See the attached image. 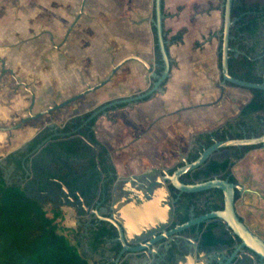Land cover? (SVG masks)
Returning a JSON list of instances; mask_svg holds the SVG:
<instances>
[{
    "label": "crops",
    "instance_id": "1",
    "mask_svg": "<svg viewBox=\"0 0 264 264\" xmlns=\"http://www.w3.org/2000/svg\"><path fill=\"white\" fill-rule=\"evenodd\" d=\"M161 1L167 39L184 29L181 41H167L170 68L162 91L147 100L110 110L95 122V137L109 150L115 171L121 176L150 167L174 166L179 155L188 151L193 135L210 131L234 117L251 97L246 89L225 84L219 97L217 49L224 0ZM79 2L0 0V126L26 115L30 95L18 81L33 93L32 112H36L99 81L123 56L136 53L153 62L152 0H84L82 16L56 49L46 36L33 37L35 16L52 14V19L41 18L43 28L58 29L53 41H59ZM145 75L143 82L140 64L128 62L101 90L76 100L73 112L61 117L62 111L54 116L66 119L102 101L144 90L141 85L148 86L150 82L149 75ZM32 121L36 124L12 130L10 139L15 138L18 144L24 137L29 138L47 121V116ZM3 135L0 132V141L6 137ZM119 148L123 156L115 157ZM261 156L264 160V147L252 149L231 168L243 187L258 192L241 194L235 202L250 228L253 196L264 200V162L253 164ZM253 169L258 174L255 177ZM61 209L62 224L75 228L73 210ZM88 260L94 263L93 255Z\"/></svg>",
    "mask_w": 264,
    "mask_h": 264
},
{
    "label": "flooded vegetation",
    "instance_id": "2",
    "mask_svg": "<svg viewBox=\"0 0 264 264\" xmlns=\"http://www.w3.org/2000/svg\"><path fill=\"white\" fill-rule=\"evenodd\" d=\"M78 10L79 6L76 13L72 16L68 26L63 30V32H61V37L57 42H54L53 40L54 36L58 34V29L43 28L45 22L42 23L41 20V18L45 16L46 19H52V14H42L35 16L33 22V37L39 35L46 36L52 47L56 49L58 44L67 38L68 33L72 30L76 21L82 16L83 8L79 15ZM253 42L256 44V47L259 51L263 49L262 53L264 54V19L260 21L256 35L252 39V43ZM151 63L153 64V71L155 72L154 69L156 63L154 60V52L153 62ZM140 66L144 72V76L141 77V80L144 82L146 79L145 74L148 73L141 64ZM149 80L150 82L147 88L144 90L138 89L134 93L123 97L135 95L145 91L152 85L154 81V79L150 76ZM17 84L23 86V88L28 91L30 95V101L32 96L34 100L33 93L27 89V85L24 82L18 81ZM30 92L32 93V96ZM123 97L113 98L101 102L87 111H91L92 113L103 104ZM136 102L139 101L137 100ZM54 103L58 102L52 101L50 104L43 106L41 109ZM126 104L129 105L130 103ZM112 106H117V104ZM107 108L104 112H99L101 113L100 115H98L99 113L97 114L98 116L96 117L92 126L94 135L95 122L97 118L103 114L105 115L110 110L120 107H115L109 110H107ZM58 110L53 112L60 113ZM25 116L15 119L8 126L18 124ZM45 116H47V121L43 125H40L32 136L29 138L24 137L20 143L14 145L4 153H0V169L3 172V177L5 179L12 181L18 180V184L23 189V191L26 192L31 199L36 200L42 206H49V208H71L77 218V225L82 223V227L84 229L82 232V236H84L83 243L87 249L89 243L94 242L93 231L97 230L102 223L107 222L98 220L93 215H91L90 219H87L84 215L82 203L79 200L83 199L86 205L92 201H94V203L99 202L98 208L100 209L102 215L107 216L110 213L111 186L118 175L116 173L115 179L111 182L108 202L103 204V199L105 197L104 185L107 180V176L103 172L102 166L99 163L98 149L94 145L90 144L86 139H84L81 134L76 133V131L85 125L86 122L91 118L87 120V117L76 128L63 130L62 128L64 123L71 116L66 119H58L53 115ZM27 122L29 121L22 123L19 128L14 130L22 129L25 124H27ZM44 128H47L49 133L33 148L28 149L31 139L39 134ZM190 147L191 143L188 151L184 154L185 158H187ZM13 152H24V158L21 162V169H17L14 163L9 161L7 158L8 155ZM108 154L111 158V153L109 150ZM240 159L234 161L232 158V152L228 147L224 151L221 149L215 156L211 157L203 165V167L195 169L191 174H189V183H193L194 181L201 182L204 180H209L214 174H217V177L220 178V176L228 169H230V172L233 175L231 168ZM232 162L233 164L231 165ZM212 163L217 164V166L215 167V170L207 174V170H209L210 164ZM224 163L225 166L223 167L222 165ZM234 178L236 182L232 183L241 184L235 176ZM243 189L245 190L243 193H239L235 190V202L241 194H258L257 191L254 192L252 189L250 191L247 187H243ZM189 193H194V195L188 199L185 197L181 198L182 203L188 205L185 218L183 213L184 210L176 203L181 193L178 194L177 192L175 197L172 196L175 199L173 204V218L167 229L181 224L191 217H198L210 211L220 210L223 207V195L221 190L217 188H209L206 190ZM236 193H238V197H235ZM235 202L234 208L239 219L245 224L252 234L257 235L264 241V233L250 228L243 216L237 211ZM217 203H222V207L213 208L212 206ZM195 210L200 211L195 213ZM80 220H83V222ZM114 239L115 238L112 237L104 238V242L100 244L98 250L93 253V264H264L256 254L252 253L247 248L242 247L240 245V239L232 232L227 231L224 228L223 223L216 219H208L205 222L199 223L198 225L190 226L179 232L177 235L172 236L171 240L169 238L160 240L156 245V254L151 257L146 255L145 250H142L138 255H129L127 252H123L118 257L120 247L117 251H113L111 249L113 243L115 242ZM213 257L215 261L211 260Z\"/></svg>",
    "mask_w": 264,
    "mask_h": 264
},
{
    "label": "trees",
    "instance_id": "3",
    "mask_svg": "<svg viewBox=\"0 0 264 264\" xmlns=\"http://www.w3.org/2000/svg\"><path fill=\"white\" fill-rule=\"evenodd\" d=\"M230 16L233 19V24L229 29L228 40V46L231 48L228 52L227 61L229 75L245 81L264 82L263 49L259 51L256 44L252 43L260 21L264 19V0H232ZM150 29L153 36V52L156 63L154 70L155 73L159 74L162 70V61L156 44L153 23H151ZM162 32L163 39L166 41L165 49L167 51V41L171 43L181 41L184 29L178 30L169 39H167L164 29H162ZM218 42L217 58L220 70L221 36H219ZM236 51H238V54H235ZM163 83L164 81L161 83V86ZM225 85L239 87L229 82H225ZM244 89L249 91L251 97L242 105L234 117L225 120L221 125L210 131L199 132L193 135L191 147L186 158L187 161L194 160L204 148L214 141L226 138L258 136L264 132V90L254 88ZM150 96H146L138 101L147 100ZM125 105L127 104L119 103L117 106L108 107L107 110ZM90 113L91 111H85L71 116L66 120L62 129L70 130L76 128ZM98 115L87 121L76 133L81 134L84 139L98 149L99 163L107 176L104 185V204L109 200V190L111 182L116 177V171L107 148L96 139L92 130V126ZM48 133L49 130L44 128L31 139L28 149L33 148ZM259 147H261V144L230 146L228 148L232 152L233 160L236 161L249 150ZM23 155L24 152H13L7 158L14 163L17 169H21ZM180 165H182V162L176 163L168 169V172L171 173ZM216 166L217 164L215 163L210 164L207 174L215 170ZM222 166L224 167L225 163ZM220 178L227 179L229 182H236L230 169L226 170ZM179 179L183 183H189V173L182 174ZM169 189L171 195L175 197L177 195L176 190L172 186H169ZM193 195L194 193H181L176 201L184 210V218L186 217L188 205L182 203L181 198L185 197L188 199ZM235 197H238V193L235 194ZM212 207L220 208L222 207V203L214 204ZM199 211L195 210L194 212L198 213ZM62 220L63 212L60 208L51 207L48 213L40 203L28 198L24 194L23 189L18 184V180L5 179L0 169V264H89V257L98 250L99 245L104 242V238H115L117 236L116 229L112 225L102 223L97 230L93 231L94 242L89 243L86 249L83 243L84 236H82V232L84 229L82 223L72 230L65 227L62 224ZM80 221L83 222V220ZM67 231L70 233L71 239L65 233ZM119 247V242L115 241L111 249L117 251Z\"/></svg>",
    "mask_w": 264,
    "mask_h": 264
},
{
    "label": "water",
    "instance_id": "4",
    "mask_svg": "<svg viewBox=\"0 0 264 264\" xmlns=\"http://www.w3.org/2000/svg\"><path fill=\"white\" fill-rule=\"evenodd\" d=\"M232 0H224L223 14H222V28L220 31V85L219 97L223 93V85L225 82L232 83L242 88H254L264 90V82H250L232 77L228 73L227 61L228 52L231 48L228 46L229 29L233 24V19L230 16ZM84 0H80L78 15L83 8ZM153 17L150 19L155 28L156 44L160 53L162 61V70L159 74L153 71V64L138 54H128L123 56L118 61L111 64L109 70L103 78L94 84L86 85L80 91L68 96L64 100L32 112L33 96L31 94V101L26 108V116L16 125L0 126V131L8 132L19 128L22 123L30 120H37L42 116L49 115L51 112L60 108H64L68 104L80 99L81 97L99 90L105 86L116 72L126 63L135 61L140 63L154 79L152 85L145 91L123 97L120 99L111 100L96 110H94L89 117L97 115L99 112H104L109 106L118 103H133L155 92H161V83L168 77L170 61L167 51L165 49L166 41L163 39L162 26V7L161 0H152ZM238 54V51L235 52ZM261 144L264 147V132L258 136L243 137V138H226L212 142L209 146L204 148L199 155L192 161H187L185 155H179V161L182 165L176 167L171 173L168 172L167 167H150L144 169L138 174H128L126 176L118 175L112 183L110 195V213L107 216L102 215L98 208L99 202H90L88 205L83 199H80L82 207L84 208V215L87 219L91 215L98 220L105 221L112 225L117 232L115 241L119 242L120 249L118 257L127 252L129 255H138L142 250H145L148 257L154 256L156 253V245L160 240L177 235L179 232L208 219H216L223 223L227 231L235 234L241 241L240 245L247 248L252 253L256 254L264 263V241L257 235L252 234L245 224L239 219L234 208V192L243 193V185L235 184L221 179L214 174L209 180L194 181L193 183L185 184L180 181V176L184 173L191 174L195 169L203 167V165L213 156H215L221 149L224 151L230 146H245ZM228 166V165H227ZM169 186H172L177 192H197L209 188H217L221 190L223 195V207L220 210L210 211L198 217H191L187 221L175 225L167 229L173 218L174 201ZM250 190V189H249ZM251 191V190H250ZM256 192V190H252ZM30 198V196L24 192ZM94 203V205H93ZM211 260L215 261L214 257ZM199 264V263H197Z\"/></svg>",
    "mask_w": 264,
    "mask_h": 264
},
{
    "label": "rangeland",
    "instance_id": "5",
    "mask_svg": "<svg viewBox=\"0 0 264 264\" xmlns=\"http://www.w3.org/2000/svg\"><path fill=\"white\" fill-rule=\"evenodd\" d=\"M96 83V82H95ZM142 84V83H141ZM86 85H84L83 86V88L85 87ZM141 86H143V88L142 89H144V88H146L147 86L146 85H141ZM99 90H101V89H99ZM98 91V90H97ZM97 91H94V92H91L90 94L91 95H93L94 93H96ZM103 102V101H102ZM75 105H76V101H74V102H72V103H70V104H68L67 106H65L64 108H61L60 110H58V111H60V112H62L63 111V113H61L60 114V116L61 117H64V115L65 114H69V113H71V112H73V109H71L72 108V106H74L75 107ZM98 105V104H97ZM56 114V112H51L49 115H55ZM40 120V118L39 119H37V121H39ZM30 124H36L34 121H32V120H30L29 122H27V124H25L26 126H28V127H30L31 125ZM4 135H6V137H3L2 138V140L0 141V153H4L6 150H9L10 148H12L14 145H17V143H16V139L14 138V139H10L11 138V131H8V132H2ZM3 135V136H4ZM260 148V147H259ZM122 148H119V149H116L115 150V157H119V156H123L122 155V153L123 152H121L120 150H121ZM255 149H257V148H255ZM256 162H258V163H256ZM262 162H264V160L262 159V156L261 157H258V158H255V161L253 160V164H259V163H262ZM253 168H254V165H253ZM244 170L245 169H247L246 168V166H244V168H243ZM255 175H258V174H256L255 173V169H253V177H255ZM259 192H262L263 190L261 189H259L258 190ZM45 209H46V211L49 213V206H43ZM60 210L63 212V210L60 208ZM64 214V213H63ZM249 215H250V213H249ZM250 217V216H249ZM252 217H253V229H255V230H258V231H261V232H263L264 233V200H261V199H259V198H257V197H255V196H253V214H252ZM69 229H72L73 230V228L72 227H68ZM67 235H68V237L71 239V235H70V233L67 231V232H65ZM89 261V263L90 264H93L92 263V261L91 260H88Z\"/></svg>",
    "mask_w": 264,
    "mask_h": 264
}]
</instances>
